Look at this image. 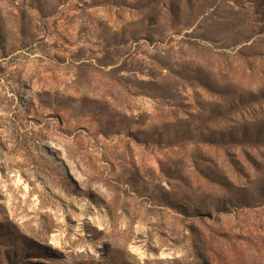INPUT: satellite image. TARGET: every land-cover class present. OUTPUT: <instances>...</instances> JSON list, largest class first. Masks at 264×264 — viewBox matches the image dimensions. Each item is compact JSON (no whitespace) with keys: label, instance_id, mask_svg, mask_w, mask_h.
Returning a JSON list of instances; mask_svg holds the SVG:
<instances>
[{"label":"rangeland","instance_id":"1","mask_svg":"<svg viewBox=\"0 0 264 264\" xmlns=\"http://www.w3.org/2000/svg\"><path fill=\"white\" fill-rule=\"evenodd\" d=\"M0 264H264V0H0Z\"/></svg>","mask_w":264,"mask_h":264}]
</instances>
